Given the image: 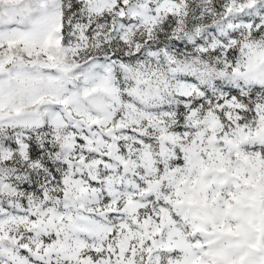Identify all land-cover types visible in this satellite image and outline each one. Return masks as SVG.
<instances>
[{
  "label": "snow or ice",
  "instance_id": "snow-or-ice-1",
  "mask_svg": "<svg viewBox=\"0 0 264 264\" xmlns=\"http://www.w3.org/2000/svg\"><path fill=\"white\" fill-rule=\"evenodd\" d=\"M0 264H264V0H0Z\"/></svg>",
  "mask_w": 264,
  "mask_h": 264
}]
</instances>
